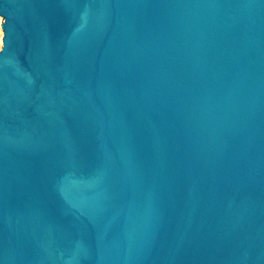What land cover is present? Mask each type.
<instances>
[{
  "label": "water",
  "instance_id": "1",
  "mask_svg": "<svg viewBox=\"0 0 264 264\" xmlns=\"http://www.w3.org/2000/svg\"><path fill=\"white\" fill-rule=\"evenodd\" d=\"M0 264H264V0H0Z\"/></svg>",
  "mask_w": 264,
  "mask_h": 264
},
{
  "label": "rangeland",
  "instance_id": "2",
  "mask_svg": "<svg viewBox=\"0 0 264 264\" xmlns=\"http://www.w3.org/2000/svg\"><path fill=\"white\" fill-rule=\"evenodd\" d=\"M1 22H2V20L0 21V49H1V46H2V29H1Z\"/></svg>",
  "mask_w": 264,
  "mask_h": 264
}]
</instances>
